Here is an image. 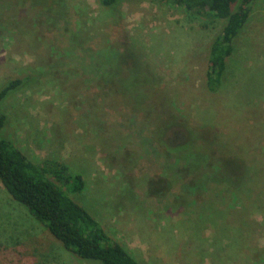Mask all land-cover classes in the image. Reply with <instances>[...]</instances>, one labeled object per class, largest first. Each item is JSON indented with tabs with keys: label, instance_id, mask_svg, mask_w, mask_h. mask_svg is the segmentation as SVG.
Here are the masks:
<instances>
[{
	"label": "rangeland",
	"instance_id": "374dc122",
	"mask_svg": "<svg viewBox=\"0 0 264 264\" xmlns=\"http://www.w3.org/2000/svg\"><path fill=\"white\" fill-rule=\"evenodd\" d=\"M113 10L0 0V86L33 75L2 102L0 134L82 174L70 195L139 264H264V0L215 91L206 70L224 20L163 0ZM229 155L247 165L235 186ZM91 263L0 181V264Z\"/></svg>",
	"mask_w": 264,
	"mask_h": 264
},
{
	"label": "trees",
	"instance_id": "16d2710c",
	"mask_svg": "<svg viewBox=\"0 0 264 264\" xmlns=\"http://www.w3.org/2000/svg\"><path fill=\"white\" fill-rule=\"evenodd\" d=\"M163 1L182 6L192 18L224 20L211 43L206 70L208 88L217 90L222 85L227 60L235 50L236 40L250 20L258 0ZM98 2L113 13L121 0ZM120 61L123 64V60ZM31 79L33 75L26 74L11 78L0 86V130L7 120L1 108L2 102ZM185 144L177 142L172 148ZM246 166L241 156H230L224 160L223 170L227 175H233L229 186L238 184L241 180L238 178L243 175ZM196 168L192 164L191 169L195 171ZM0 181L15 200L24 204L42 226L79 258L94 261L91 264H139L129 249L113 238L100 221L70 195V189L82 190L85 180L82 174L70 171L64 162L46 159L36 163L11 139L0 134Z\"/></svg>",
	"mask_w": 264,
	"mask_h": 264
}]
</instances>
